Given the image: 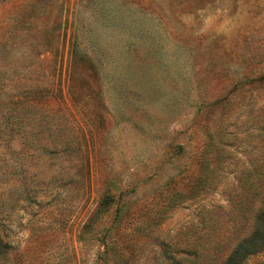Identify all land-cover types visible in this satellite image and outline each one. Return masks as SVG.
Masks as SVG:
<instances>
[{
	"label": "rangeland",
	"instance_id": "obj_1",
	"mask_svg": "<svg viewBox=\"0 0 264 264\" xmlns=\"http://www.w3.org/2000/svg\"><path fill=\"white\" fill-rule=\"evenodd\" d=\"M263 203L264 0H0V264H224Z\"/></svg>",
	"mask_w": 264,
	"mask_h": 264
},
{
	"label": "trees",
	"instance_id": "obj_2",
	"mask_svg": "<svg viewBox=\"0 0 264 264\" xmlns=\"http://www.w3.org/2000/svg\"><path fill=\"white\" fill-rule=\"evenodd\" d=\"M6 146V143H4ZM264 251V203L252 219V233L240 241L224 264H243L249 257Z\"/></svg>",
	"mask_w": 264,
	"mask_h": 264
}]
</instances>
